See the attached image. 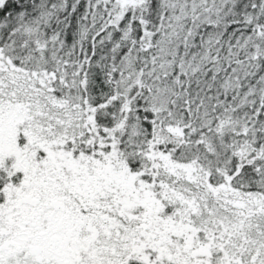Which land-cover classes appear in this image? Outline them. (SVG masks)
<instances>
[{
	"label": "snow or ice",
	"instance_id": "snow-or-ice-1",
	"mask_svg": "<svg viewBox=\"0 0 264 264\" xmlns=\"http://www.w3.org/2000/svg\"><path fill=\"white\" fill-rule=\"evenodd\" d=\"M0 264H264V0H0Z\"/></svg>",
	"mask_w": 264,
	"mask_h": 264
}]
</instances>
